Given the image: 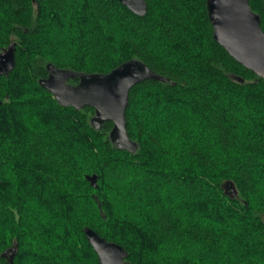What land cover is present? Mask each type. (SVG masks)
Masks as SVG:
<instances>
[{
  "label": "trees",
  "instance_id": "obj_1",
  "mask_svg": "<svg viewBox=\"0 0 264 264\" xmlns=\"http://www.w3.org/2000/svg\"><path fill=\"white\" fill-rule=\"evenodd\" d=\"M146 1L138 15L120 0H0V53L16 42L0 75V264H101L86 227L131 264H264V78L215 40L207 0ZM249 2L264 30V0ZM132 59L163 77L130 92L134 152L40 83L48 63Z\"/></svg>",
  "mask_w": 264,
  "mask_h": 264
},
{
  "label": "water",
  "instance_id": "obj_2",
  "mask_svg": "<svg viewBox=\"0 0 264 264\" xmlns=\"http://www.w3.org/2000/svg\"><path fill=\"white\" fill-rule=\"evenodd\" d=\"M138 15L147 12L146 0H120ZM207 10L214 29V38L232 57L264 78V30L262 18L250 5L249 0H207ZM16 42H12L0 53V75H8L16 65ZM48 75L40 83L54 94L59 103L82 109L92 106L94 115L91 123L99 128L105 121L114 125L110 138L118 148L136 151L138 144L133 141L127 130L126 111L130 92L135 85L147 79H162L146 63L132 59L107 73H82L62 69L53 63L47 64ZM78 78L73 84L70 80ZM244 81L243 77L235 76ZM91 185L98 187L99 175L87 174ZM231 195L238 194L233 181L226 183ZM89 243L98 254L101 264H131L126 260L127 250L119 243L109 241L91 227L85 228ZM15 253L11 254L13 263Z\"/></svg>",
  "mask_w": 264,
  "mask_h": 264
},
{
  "label": "rangeland",
  "instance_id": "obj_3",
  "mask_svg": "<svg viewBox=\"0 0 264 264\" xmlns=\"http://www.w3.org/2000/svg\"><path fill=\"white\" fill-rule=\"evenodd\" d=\"M87 181L90 182L88 179H87ZM227 182H228V181L225 182V185H226ZM229 189H230V188H229ZM230 190H231V189H230ZM77 253H78V252H77Z\"/></svg>",
  "mask_w": 264,
  "mask_h": 264
},
{
  "label": "flooded vegetation",
  "instance_id": "obj_4",
  "mask_svg": "<svg viewBox=\"0 0 264 264\" xmlns=\"http://www.w3.org/2000/svg\"><path fill=\"white\" fill-rule=\"evenodd\" d=\"M73 84H76V83H73Z\"/></svg>",
  "mask_w": 264,
  "mask_h": 264
}]
</instances>
